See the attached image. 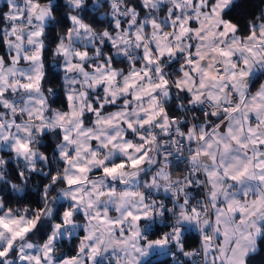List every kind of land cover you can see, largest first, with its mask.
<instances>
[{"label":"clouds","instance_id":"clouds-1","mask_svg":"<svg viewBox=\"0 0 264 264\" xmlns=\"http://www.w3.org/2000/svg\"><path fill=\"white\" fill-rule=\"evenodd\" d=\"M245 2L0 0V264L261 253L264 2Z\"/></svg>","mask_w":264,"mask_h":264},{"label":"snow or ice","instance_id":"snow-or-ice-1","mask_svg":"<svg viewBox=\"0 0 264 264\" xmlns=\"http://www.w3.org/2000/svg\"><path fill=\"white\" fill-rule=\"evenodd\" d=\"M34 7H38V5H35ZM17 19H19V17H18ZM226 27L231 28L232 26H231V25H227ZM232 31H235V29L232 28ZM221 55H223V56H225V57H231V53H228V52H222ZM81 58H83V57H81ZM206 75H208V74L206 73ZM232 78L235 79V76L233 75ZM27 87H28V88H32L33 85H28ZM69 99H71V97H69ZM249 123H251V122L249 121ZM249 134H252V133H251V128L249 129ZM66 139H67V138H66ZM253 143H254V145L257 146V147H262V146H264V140L259 141V142L254 141ZM20 148H21V150H23V151H28V146L25 145V144H21V145H20ZM258 157H259V159H260V165H258V167H260V166L264 165V154H258ZM80 171H86V169H80ZM106 171L114 172V171H116V170H115V169H109V170H106ZM231 179L235 180V179H237V178H236V177H232ZM261 179H264V177H261ZM70 182H73V181H70ZM234 203H236V202H234ZM234 203H230V204H228L226 211H227L228 213H231V214H232L234 220H235V219H239V220H240V223L243 224V223H245V221H244L243 219H241V217L244 216V215H246V214L248 213V208H246V207H238V206H234ZM261 206L264 207V203H262ZM129 215H131V214H129ZM221 215H223V213H221ZM133 218H134V219H137V220L140 219V217H133ZM101 222H102V223H105L106 221H101ZM217 224H218V228H217V230L219 231V218H218V220H217ZM4 227H5V228H10V226H9L8 224H4ZM237 230H238V229H237ZM23 231L26 232V231H28V229L26 228V229H24ZM222 235H223V237L225 238V241L227 242V240H228V230H226ZM3 255H6V253H4V252H0V256H3Z\"/></svg>","mask_w":264,"mask_h":264},{"label":"trees","instance_id":"trees-1","mask_svg":"<svg viewBox=\"0 0 264 264\" xmlns=\"http://www.w3.org/2000/svg\"><path fill=\"white\" fill-rule=\"evenodd\" d=\"M262 2H264V0H262ZM242 7L247 9L249 14H254L255 12L253 0H246L245 4H243ZM230 17L234 20H239V22L243 24V20L239 17L238 11H234L233 13H231ZM65 23L67 22L65 21ZM195 242V238L189 241L190 244H194ZM250 264H264V246H262L261 253L258 256L251 258Z\"/></svg>","mask_w":264,"mask_h":264}]
</instances>
